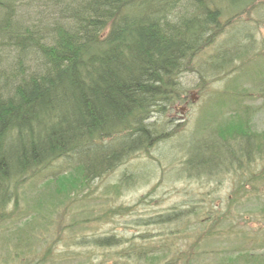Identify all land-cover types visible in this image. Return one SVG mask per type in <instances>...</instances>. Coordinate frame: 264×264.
I'll return each instance as SVG.
<instances>
[{
	"label": "trees",
	"instance_id": "16d2710c",
	"mask_svg": "<svg viewBox=\"0 0 264 264\" xmlns=\"http://www.w3.org/2000/svg\"><path fill=\"white\" fill-rule=\"evenodd\" d=\"M23 1L0 0V220L9 217L5 208L17 202L30 174L55 162L65 166L47 182L66 193L77 188V179L88 185L170 139L174 133L153 119L180 99L179 75L243 14L263 5V0H53L65 21L47 35L16 20ZM231 43L211 57V73L228 71L245 52L243 43ZM248 95L245 88L235 92L234 117L217 123L216 134L221 141L248 140L244 151L254 156L264 152V130L252 128L249 109L238 105ZM207 138L190 146L191 170L219 168L225 153L236 157L234 147L223 151L215 138ZM178 217L169 212L150 220L165 224ZM114 237L92 243L115 246Z\"/></svg>",
	"mask_w": 264,
	"mask_h": 264
},
{
	"label": "rangeland",
	"instance_id": "374dc122",
	"mask_svg": "<svg viewBox=\"0 0 264 264\" xmlns=\"http://www.w3.org/2000/svg\"><path fill=\"white\" fill-rule=\"evenodd\" d=\"M262 2L179 75L180 99L153 119L174 133L170 139L88 185L77 179V190L66 193L47 182L62 162L30 174L17 202L5 208L9 217L0 220V264H264V152L247 155L248 140L221 141L216 134L220 122L234 117L235 92L244 88L249 95L238 105L249 109L252 128L264 130ZM54 6L53 0H24L16 20L51 34L65 21ZM225 42L243 43L245 52L228 71L211 73V57ZM207 137L223 151L234 147L236 157L225 153L223 166L191 170L189 148ZM169 212L180 218L150 220ZM107 235L117 245L92 243Z\"/></svg>",
	"mask_w": 264,
	"mask_h": 264
}]
</instances>
